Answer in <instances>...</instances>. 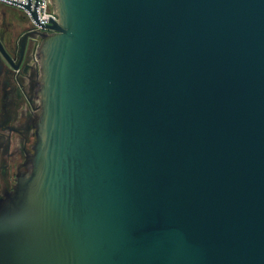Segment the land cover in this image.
Masks as SVG:
<instances>
[{
    "label": "water",
    "instance_id": "1",
    "mask_svg": "<svg viewBox=\"0 0 264 264\" xmlns=\"http://www.w3.org/2000/svg\"><path fill=\"white\" fill-rule=\"evenodd\" d=\"M49 1L0 264H264V0Z\"/></svg>",
    "mask_w": 264,
    "mask_h": 264
},
{
    "label": "flooded vegetation",
    "instance_id": "2",
    "mask_svg": "<svg viewBox=\"0 0 264 264\" xmlns=\"http://www.w3.org/2000/svg\"><path fill=\"white\" fill-rule=\"evenodd\" d=\"M3 31L9 34L6 24ZM33 61L32 56L26 59L30 66ZM21 68L7 73L0 65V194L11 187L16 169L34 139L33 76L29 68Z\"/></svg>",
    "mask_w": 264,
    "mask_h": 264
},
{
    "label": "built area",
    "instance_id": "3",
    "mask_svg": "<svg viewBox=\"0 0 264 264\" xmlns=\"http://www.w3.org/2000/svg\"><path fill=\"white\" fill-rule=\"evenodd\" d=\"M32 1L33 0H31V4H32ZM0 2L10 4V5H12L11 2H14L15 5H18V4L23 5V4L27 3V0H0ZM35 2H36L35 11H36V16H37V23L30 20V17L28 15L27 11L22 10V9L21 10L24 11L26 13V15L28 16V18L31 22V25L36 26V27L41 29V28H43L42 24L47 23L49 18L55 19V16L52 12L49 0H35ZM16 7L20 8V6H16Z\"/></svg>",
    "mask_w": 264,
    "mask_h": 264
},
{
    "label": "rangeland",
    "instance_id": "4",
    "mask_svg": "<svg viewBox=\"0 0 264 264\" xmlns=\"http://www.w3.org/2000/svg\"><path fill=\"white\" fill-rule=\"evenodd\" d=\"M6 22L9 31H14L18 25H24L29 22V18L24 11L13 5L0 2V19Z\"/></svg>",
    "mask_w": 264,
    "mask_h": 264
},
{
    "label": "crops",
    "instance_id": "5",
    "mask_svg": "<svg viewBox=\"0 0 264 264\" xmlns=\"http://www.w3.org/2000/svg\"><path fill=\"white\" fill-rule=\"evenodd\" d=\"M7 25V23L5 22H1V20H0V36H1V38L3 39V41L5 42V39H6V34L4 33V31H3V28H4V25ZM20 25H18V27L16 28V29H14V31L12 32V35L14 36L15 34H16V32L18 31V29H20Z\"/></svg>",
    "mask_w": 264,
    "mask_h": 264
}]
</instances>
